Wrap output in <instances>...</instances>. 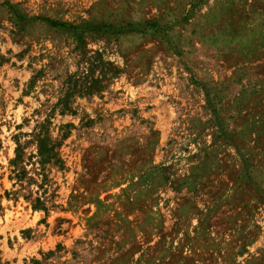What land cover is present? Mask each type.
Wrapping results in <instances>:
<instances>
[{
    "label": "rangeland",
    "instance_id": "rangeland-1",
    "mask_svg": "<svg viewBox=\"0 0 264 264\" xmlns=\"http://www.w3.org/2000/svg\"><path fill=\"white\" fill-rule=\"evenodd\" d=\"M0 264H264V0H0Z\"/></svg>",
    "mask_w": 264,
    "mask_h": 264
},
{
    "label": "trees",
    "instance_id": "trees-1",
    "mask_svg": "<svg viewBox=\"0 0 264 264\" xmlns=\"http://www.w3.org/2000/svg\"><path fill=\"white\" fill-rule=\"evenodd\" d=\"M45 20H48L49 23H51L52 25H58V24L63 25V23H58L57 21H54V20H49V19H45ZM74 28H77V27H74Z\"/></svg>",
    "mask_w": 264,
    "mask_h": 264
}]
</instances>
